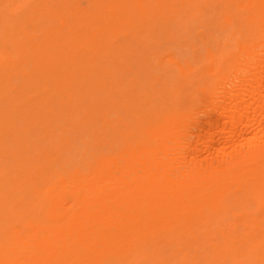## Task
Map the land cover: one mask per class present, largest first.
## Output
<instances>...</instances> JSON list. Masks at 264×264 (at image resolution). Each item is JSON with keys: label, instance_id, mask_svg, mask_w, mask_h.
<instances>
[{"label": "bare ground", "instance_id": "6f19581e", "mask_svg": "<svg viewBox=\"0 0 264 264\" xmlns=\"http://www.w3.org/2000/svg\"><path fill=\"white\" fill-rule=\"evenodd\" d=\"M0 264H264V0H0Z\"/></svg>", "mask_w": 264, "mask_h": 264}]
</instances>
